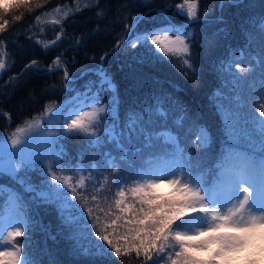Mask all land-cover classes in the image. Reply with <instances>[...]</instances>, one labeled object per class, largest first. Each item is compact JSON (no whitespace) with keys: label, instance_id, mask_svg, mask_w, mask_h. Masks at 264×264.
I'll list each match as a JSON object with an SVG mask.
<instances>
[{"label":"trees","instance_id":"16d2710c","mask_svg":"<svg viewBox=\"0 0 264 264\" xmlns=\"http://www.w3.org/2000/svg\"><path fill=\"white\" fill-rule=\"evenodd\" d=\"M73 1L40 0L43 7H37L36 0H31V9L10 10L13 12L10 23L0 33V40L7 42L9 65L0 77V135L41 115L48 104H59L55 114L62 118L66 107L76 108L86 103L92 95L88 89L96 90L93 84L98 81L97 69L101 66L114 83L112 91L100 93L101 101L110 106L116 101L107 124H112L111 116L118 117L116 129L123 133L130 151L122 153L105 135L100 136L101 144L96 147L90 146L89 138L83 136H59L54 147L63 154L64 164L69 168L79 166L83 160L86 166L96 164L108 175L111 170L104 162L110 155L131 183L144 169L164 162L166 147L155 141L157 133L165 139L170 135L177 137L193 160L200 157L205 169L215 168L222 152L233 144L227 134L230 120L237 131L256 127L253 117H259L261 110L255 102L258 99L255 93L262 83L258 55L264 47L261 31L264 0H241L239 7L231 0H199V20L189 27L193 33L192 58L196 71L187 76L177 58L155 53L150 42L136 47L121 44L119 50L112 51L117 40L128 34L126 24L133 23L134 16L140 17L141 23L133 30L132 38L136 32L168 25L181 28L187 24L186 15L175 9L182 0L147 3L99 0L98 6L82 8L65 20L60 41L44 50L35 41L55 39L59 26L37 36L29 35L28 27L37 15ZM101 10L105 15L98 17L96 13ZM14 15H20L21 19L15 20ZM77 38H81L79 45ZM241 50L245 56L238 61L236 57ZM105 52L109 54L101 65ZM57 56L65 62L71 76L68 81L63 79L62 70H47ZM32 60L37 65L26 69ZM238 62L251 69L240 83L234 78L240 75L235 68ZM132 122L152 132L155 141L152 146H147L138 134L139 129L129 137ZM201 129H206L211 137L206 148L199 147L197 134ZM238 143L241 150L249 147L243 140ZM19 175L36 187L37 192L48 190L47 171L42 173L40 166ZM0 185L3 186L0 212L9 211L10 191L20 193L24 200L23 211L29 218L30 230L15 241L17 245L24 242L22 255L27 251L36 264H91L88 257L79 254L78 247L86 244L88 238L95 239L91 235L92 223L89 226L86 221H70L54 199L49 197L45 201L36 192H23L11 177L0 175ZM161 191L167 193L169 189L165 187ZM112 259L113 264H139L134 254L130 261L115 256Z\"/></svg>","mask_w":264,"mask_h":264},{"label":"snow or ice","instance_id":"6c2138e0","mask_svg":"<svg viewBox=\"0 0 264 264\" xmlns=\"http://www.w3.org/2000/svg\"><path fill=\"white\" fill-rule=\"evenodd\" d=\"M231 2L239 7L241 0ZM98 5L99 0H90L84 7ZM36 6L43 7V4L36 0ZM31 7V0H12L11 3L0 0V33L10 23L9 17L13 15L10 10ZM176 7L181 15H186L187 24L181 28L168 25L136 32L132 38L133 30L141 23L140 17L134 16L133 23L126 24L128 34L117 40L112 51L119 50L121 44L136 47L150 42L155 46V53L165 58H177L186 76L195 73L193 33L189 27L199 20V0H182ZM81 10L77 3L74 11L57 6L50 12L37 15V24L59 28L55 39L50 42L36 40L35 43L44 50L55 46L64 34V21ZM96 15L103 17L105 12L101 10ZM14 19L20 20L21 16L14 15ZM261 31L264 32V21L261 22ZM40 32L43 34L45 29L41 27ZM80 40L77 38V45ZM6 43L0 40V74L9 67ZM108 54L105 52L101 56V65ZM244 56L241 50L236 59L243 60ZM258 63L262 83L259 92L255 93L258 97L255 102L261 109L259 117H253L256 127L237 131L230 120L227 134L233 144L222 152L215 168L205 169L200 157L193 160L191 154L180 146L177 137L170 135L165 139L158 133L155 141L166 147L164 162L144 169L131 183L110 155L104 162L111 170L108 175H104L96 164L86 166L83 160L75 168L67 167L63 154L54 147L59 136H83L89 138L90 146L96 147L101 144L100 136L105 135L122 153L130 151L123 133L116 129L118 117L111 116L112 124H107L115 111L116 101L111 106L101 101V92L114 89L112 78L101 66L97 69L98 81L93 84L96 90L88 89L91 97L82 107L71 111L60 131L45 141L52 150L45 155L30 152L31 141L22 140L23 133L39 127L40 119L33 117L10 134L14 151H9L6 145L0 149V175L11 177L23 192H36L45 201L49 199L48 194L61 197L62 189L67 188L72 193V200L85 209L92 220L91 235L95 239L88 238L86 244L78 247L79 254L88 257L91 264H113V256L130 261L133 254L139 264H264V119H260L264 117V47L258 55ZM64 64L61 56H57L47 70H62L63 79L68 81L71 76ZM36 65L37 61L32 60L25 67ZM235 68L240 74L234 77L237 83L251 71L239 62ZM83 95L87 97V93ZM130 128V138L132 131L139 129L138 134L147 146L155 142L152 132H146L136 122H132ZM197 139L201 148H206L211 141L206 129L200 130ZM240 140L249 147L241 150ZM38 162L45 164L50 177L48 194L37 192L36 187L19 175L21 172L27 174ZM165 185L169 189L167 193L161 191ZM2 192L3 186L0 185V194ZM8 206L7 215L0 212V264H36L27 251L22 255V248L26 247L24 242L15 243L30 230L21 194L10 191Z\"/></svg>","mask_w":264,"mask_h":264},{"label":"rangeland","instance_id":"374dc122","mask_svg":"<svg viewBox=\"0 0 264 264\" xmlns=\"http://www.w3.org/2000/svg\"><path fill=\"white\" fill-rule=\"evenodd\" d=\"M142 1L147 3L149 0H142ZM92 2H94V0H92ZM77 3H79V6L81 9L82 8H90V7H84L85 4L90 3V0H75L71 3L61 5L60 7L65 11L68 8H72L74 11ZM92 7H95V6H92ZM51 10L46 11V12H50ZM43 13H45V12H43ZM41 14H39V15H41ZM71 16L72 15H70L69 17H71ZM44 18L45 17L42 16V19H44ZM48 18H50V17H48ZM41 27H43L45 29V32H48L49 30L53 29L56 26L51 25V24H37L35 22V19H34L31 26L28 27L27 33L31 36L40 35L41 34V32H40ZM37 40H40V39L38 38ZM82 106H83V104L81 103L79 105V107H82ZM79 107H76V108L75 107L74 108L69 107V106L66 107V109L63 113V117L59 118L55 114V112L57 111L58 108H60V105L54 104V103L48 104L46 107L47 111L45 110L41 115L35 116L36 118L40 119L39 127L37 129H33L31 131H27V132L22 134V140H30L31 141L30 146H29V151L34 152V153H39L41 155H45L47 152H50L52 150L51 146L46 144L45 141L48 139H52L53 137L51 134L57 133L58 131H60V129L62 128V126L64 124L65 118L69 115V113L71 111H74ZM31 119H29V120H31ZM24 125H25V122L20 126H24ZM15 130H13L9 133L0 135V149H2L6 145V147L9 151H14V149H12V145H11V142L9 140V136ZM56 138H59V137H56ZM35 166H40L42 168V173H46L47 168H46L44 163L38 162ZM48 178H49V180H48V184H49L50 183V177H48ZM89 187H91V186H89ZM165 187H167V186L166 185L163 186L161 188V190H163ZM40 192H44L45 194H48L47 190L40 191ZM62 193H63V195L59 198H57L54 194H48V195H49V197H51L52 199H54L56 201V205L60 208L61 211L65 210L66 215L70 221H73V222H81V221L85 222L86 221L87 224H89V226H90V224L92 223V220L88 218L87 211L85 209L80 208V206L78 204H76L75 201L72 200V193L67 188L62 189ZM65 199L67 201V204H65ZM8 213H9V211L7 213H5V215H7ZM5 247H9V245L5 244Z\"/></svg>","mask_w":264,"mask_h":264},{"label":"water","instance_id":"95a60500","mask_svg":"<svg viewBox=\"0 0 264 264\" xmlns=\"http://www.w3.org/2000/svg\"><path fill=\"white\" fill-rule=\"evenodd\" d=\"M176 9H177V7H176ZM178 10V9H177Z\"/></svg>","mask_w":264,"mask_h":264}]
</instances>
